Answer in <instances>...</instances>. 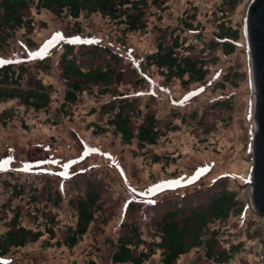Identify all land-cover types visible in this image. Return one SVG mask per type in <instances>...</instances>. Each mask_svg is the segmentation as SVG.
I'll list each match as a JSON object with an SVG mask.
<instances>
[{
  "label": "rangeland",
  "instance_id": "374dc122",
  "mask_svg": "<svg viewBox=\"0 0 264 264\" xmlns=\"http://www.w3.org/2000/svg\"><path fill=\"white\" fill-rule=\"evenodd\" d=\"M131 1L142 3L143 31L128 32L99 13L84 11L72 19L31 6L24 17L32 24L0 33V59L25 65L23 88L32 87L30 78H36L51 99L40 111L18 100L0 101V163L10 161L0 171V235L15 212L22 226L55 233L53 239L45 235L12 249L0 256V264H113L118 240L131 225L138 226L143 241L133 248L137 256L160 241L155 223L173 208L168 202L195 196L192 206L208 205L222 189L233 191L237 204L225 220L203 228L202 245L176 264H264V215L248 186L254 165L255 88L246 19L253 0H169L159 7L151 0ZM185 20L200 25L187 29ZM222 21L241 31L239 47L228 57L221 47L210 46ZM176 36L184 54L208 61L203 82L184 87L175 78L168 81L165 72L146 68L157 45L170 44ZM65 45L75 47L71 55L85 71L112 67L124 73L122 80L93 86L75 104L67 103L60 65ZM95 47L109 48L117 61L100 51L94 55ZM133 70L142 73V85ZM124 102L132 105L134 132L148 114L160 120L163 136L157 145L139 149L136 139L123 143L109 123ZM156 186L163 190L150 194ZM93 187L101 192L96 221L75 248L57 246L76 224L75 200ZM130 200L144 209L128 211ZM222 253L228 261L214 260ZM161 259L156 250L144 264H161Z\"/></svg>",
  "mask_w": 264,
  "mask_h": 264
},
{
  "label": "trees",
  "instance_id": "16d2710c",
  "mask_svg": "<svg viewBox=\"0 0 264 264\" xmlns=\"http://www.w3.org/2000/svg\"><path fill=\"white\" fill-rule=\"evenodd\" d=\"M168 1L151 0L156 7ZM234 1L225 0L224 2L231 4ZM141 4L139 1L131 0H0V33L5 29L17 31L26 27V25L32 24L31 20L24 17L25 12L31 6H34L37 11L46 10L57 16L66 14L72 19H78L84 11L89 14L99 13L104 18H109L119 25L126 26L128 32L143 31L146 25L143 20L144 11L141 9ZM221 12L224 13L225 11ZM183 24L185 28L191 30H196L200 25L198 23L193 27V24L188 23L186 20L183 21ZM240 38L241 31L239 28H234L222 21L217 25V31L213 34V41L210 46L214 48L221 47L223 55L228 57L236 52ZM74 48L73 45H65L60 61L62 77L67 84L65 93L67 103L75 104L78 97L93 86H110L114 82H117L118 85L122 80L124 73L118 72L112 67L103 69L96 66L85 71L80 66L78 58L71 55ZM182 48L180 36L174 37L170 44L159 43L157 50L147 57L146 68L154 67L161 73L165 72L168 81L175 78L184 87L203 82L209 74L208 61L193 59V57L184 54ZM97 51L110 55L115 62L118 59L107 47H95L92 53L95 55ZM24 67L26 66L17 67L15 62L0 65V101L18 100L27 108L36 111L44 110L50 104V94L43 83L33 77L29 81L32 87L23 88L24 78L28 73ZM133 72L141 77L142 73L136 70H133ZM137 82L142 85L144 79L141 77ZM103 93H107V91H103ZM131 106V103L128 102L121 103L113 119L110 120V126L121 134L124 144L131 145L133 140L136 139L139 149L157 145L163 136L160 129V120L153 114H148L143 123L138 126L137 131L134 132L131 126L132 118L129 113ZM112 108H115L114 103ZM159 160L160 158L156 157L154 162L159 163ZM232 192L222 189L221 192L212 195L211 202L208 205L197 207L191 205L193 201L191 198L195 196L189 198L182 196L168 202L167 204L171 203L173 208L165 212L160 221L155 223L160 241L149 243L148 251H141L135 256L133 248H137L143 241L138 226L131 225L119 238L116 251L111 257L112 263L144 264L156 250H160L161 264H176L180 257L187 254L191 248L202 245L203 228L209 223L217 220L223 221L229 217L231 210L237 204ZM100 198L101 192L96 187L88 191L84 197L75 200L76 224L68 229L63 242L58 241L57 246L64 245L69 249H73L79 242L83 241L90 226L97 219V214L100 211ZM57 200H60V198L57 197ZM127 206L128 211L144 209V205L138 201L130 200ZM45 235H48L50 239L55 237L52 228L46 231H34L22 226L20 214L15 212V217L12 218L9 229L0 235V256H6L12 249H22L29 244H35ZM216 242L214 240L209 243V256H211ZM47 247H52V245L48 243ZM221 256L214 260L221 263L228 261L229 257L223 253Z\"/></svg>",
  "mask_w": 264,
  "mask_h": 264
},
{
  "label": "water",
  "instance_id": "95a60500",
  "mask_svg": "<svg viewBox=\"0 0 264 264\" xmlns=\"http://www.w3.org/2000/svg\"><path fill=\"white\" fill-rule=\"evenodd\" d=\"M247 28L252 57L255 88V138L252 171L253 200L256 209L264 215V0H254L249 7Z\"/></svg>",
  "mask_w": 264,
  "mask_h": 264
},
{
  "label": "snow or ice",
  "instance_id": "6c2138e0",
  "mask_svg": "<svg viewBox=\"0 0 264 264\" xmlns=\"http://www.w3.org/2000/svg\"><path fill=\"white\" fill-rule=\"evenodd\" d=\"M58 38H59V39H63V36L58 34ZM77 40H78V38H77ZM70 42H71V41H70ZM4 63H10V61H4V60L0 59V65H2V64H4ZM9 162H10L9 160H4L2 163H0V171H4V170H6L5 165H7ZM197 178H198V177H197ZM190 182H193V181H189V183H190ZM162 190H163V187H161V186H156L155 188L150 189V190H149V193H150V194H155L157 191H162ZM133 191H134V190H133Z\"/></svg>",
  "mask_w": 264,
  "mask_h": 264
}]
</instances>
